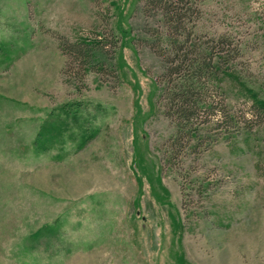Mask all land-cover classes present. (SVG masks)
<instances>
[{
  "label": "rangeland",
  "instance_id": "374dc122",
  "mask_svg": "<svg viewBox=\"0 0 264 264\" xmlns=\"http://www.w3.org/2000/svg\"><path fill=\"white\" fill-rule=\"evenodd\" d=\"M149 1L0 0V264H264V0H192L185 32L227 52L208 86L238 118L189 138ZM98 39L119 40L118 78L70 67L61 41Z\"/></svg>",
  "mask_w": 264,
  "mask_h": 264
},
{
  "label": "trees",
  "instance_id": "16d2710c",
  "mask_svg": "<svg viewBox=\"0 0 264 264\" xmlns=\"http://www.w3.org/2000/svg\"><path fill=\"white\" fill-rule=\"evenodd\" d=\"M152 7H160L170 27L172 48H163L159 42L150 40L149 46L157 50L161 63V78L165 82L162 98L165 112L178 127V136H196L194 127L200 119H216L219 123H236L238 114H232L222 100L210 90L209 84L219 79L222 63L227 52L216 47L218 44H198L185 32L186 18L193 11L192 0H150ZM181 36L184 37L180 38ZM103 40L61 41L62 50L68 55L69 65L74 73L83 77L87 71L104 74L109 71L118 78L116 53L118 42ZM221 42H224L221 40ZM226 45V44H225ZM223 70V74L226 73ZM256 105L250 108V115L259 117L264 113V101L255 99ZM206 117V118H205ZM182 137V138H183Z\"/></svg>",
  "mask_w": 264,
  "mask_h": 264
}]
</instances>
